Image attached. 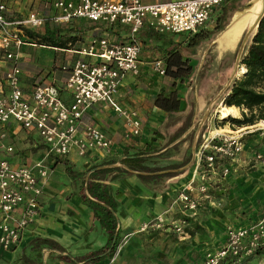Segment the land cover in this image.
<instances>
[{"label": "built area", "instance_id": "built-area-1", "mask_svg": "<svg viewBox=\"0 0 264 264\" xmlns=\"http://www.w3.org/2000/svg\"><path fill=\"white\" fill-rule=\"evenodd\" d=\"M224 1L55 0L53 7L58 13L44 16L30 10L22 17H16L6 3L0 2V53L7 65L4 83L0 84L2 250L14 248L24 229L39 214L40 196L50 170L47 157L65 156L71 151L79 156L94 151L102 155L110 153L112 139L84 119L89 108L99 104L109 108L122 120L126 140L142 136L144 122L139 110L124 106L118 94L121 81L128 74L139 73L141 43L136 37L139 30L148 25L156 33L194 34ZM74 19L127 26L129 40L114 42L105 36L90 39L78 51L88 57L95 56L96 62L76 60L62 84H56L53 79H39L26 94L20 82V49L25 44L37 42V38L28 32L42 28L46 23L60 25ZM152 68L159 75H165L160 58L153 61ZM62 92L71 97L70 102L64 100ZM261 107L264 112V103ZM11 121L24 130L37 132L45 148L41 159L28 164L11 161L15 149L5 143L6 132L2 130ZM230 125L232 128L228 130L215 128L195 147L191 165L185 168V180L177 188L173 204L141 222L139 232H172L184 240L190 237L188 218L195 216L206 203L219 204L216 196L220 195L226 178L237 169L245 136L258 133L264 140V117L247 125ZM252 161L255 165H264V151L254 152ZM174 205L178 206L181 218L169 216ZM260 254L264 255V214L247 224H227L225 241L207 252L201 264H241Z\"/></svg>", "mask_w": 264, "mask_h": 264}, {"label": "crops", "instance_id": "crops-1", "mask_svg": "<svg viewBox=\"0 0 264 264\" xmlns=\"http://www.w3.org/2000/svg\"><path fill=\"white\" fill-rule=\"evenodd\" d=\"M54 1L55 0H52L50 4V0H0V2L6 3V5L12 9V12L16 17L25 16L30 10L37 11L44 16H47L50 13L52 15L56 14L58 13V10L53 7ZM141 1L144 3H153L171 0ZM263 10L264 0H225L222 5L212 12L209 20L194 34L185 33L186 35L179 36V34L171 32L156 33L148 25L141 28L136 34L137 39L141 43L139 73L137 75L128 74L121 81L118 94L119 100L124 106L137 108L139 110L144 122L142 136L131 141L126 140L123 136L124 127L122 120L109 108L100 104L89 108L84 119L103 128L104 133L113 141V147L109 153L110 155L107 154L109 155V158H102L100 152L97 151L90 152L85 156H79L74 151H71L65 156L47 157L46 162L50 170L48 177H46L43 184V192L40 196L41 207L39 214L36 219L24 229L20 241L14 248L11 250H2L0 248V264H84L69 263L58 259L57 256L58 254L67 253L71 256H80L100 249L102 246L82 254H72L65 246L66 240L64 237V231L61 229L65 227V224L64 220L60 219L58 213L62 208L66 207V204L62 201V195H64L66 191L71 193L70 199L75 203L74 205L81 210L83 209L84 214L88 215L79 218L81 225L84 227L87 225L88 227H91V221L96 217L93 210L85 206L81 202V198L75 193L72 181L65 172L64 162L59 161L58 158L70 162L78 172L86 171L90 166L112 158L117 159V162L110 166H123L121 160L128 155L124 154V151L122 150L124 145L118 143L119 139L127 141L128 143H134L135 141L143 140L144 136L148 138L153 135V132L158 129L165 120L167 113L156 108L152 102V96L161 90L169 92L177 88L180 97V109L182 111L188 110L191 105H193L195 113L198 114L199 111L205 108L207 103V107L204 109L207 113L212 105L218 100H220V104H223L222 97L226 92V85L212 93L211 97L206 94L204 96H198L197 93L194 92V99H192L193 97L191 96L192 87L196 86V80L198 79L202 80V85H206L208 80L213 78L223 79L225 72L231 71L232 64H236L237 60L238 62L240 61L247 40L255 29L258 18ZM45 26L54 28V30L59 29L58 34L62 36L63 42L61 45H54L46 41L45 44L38 43L37 41L35 44H25L21 47L19 58V65L21 68L20 82L26 94L29 93L34 81L39 79L44 81L53 79L56 84H62L69 73V69L76 60L81 59L96 62L97 58L95 56L88 57L78 51L79 48L89 42L90 39L105 36L114 42H126L129 40L130 36L129 28L127 26L118 23L108 26L104 23L93 22L86 19H74L65 24H48ZM45 26L36 29L35 32L43 34ZM169 51H178L182 60H187L192 67L191 73L188 76L183 77L182 80L180 78L175 80V84L172 77L166 74L159 75L152 68L153 61L159 58L162 60L164 68H166L165 58ZM240 66L241 73L245 72V67L243 65ZM62 67H65L66 69H62ZM6 69L7 65L3 61V55L0 53V84L4 83V72ZM232 78L233 76L230 77L229 80ZM62 97L66 102L71 101V97L66 92H62ZM205 97H207V99ZM259 108L263 112L262 107L260 106ZM241 111L242 113L248 112L243 108H241ZM253 112H257V108H255ZM2 130L6 132L5 143L12 145L15 149L14 154L10 156V159L14 164H28L41 159L44 156V144L36 131L24 130L14 121L6 124ZM244 141L245 146L239 157L237 171H233L231 175L226 178V182L222 185L220 195L216 196L219 204L215 206H212V203L211 205H209V203L202 205L201 209L195 216L191 217V219L196 220V216L208 211L212 212L213 223L217 221L216 223L218 224L221 219L217 213H222V211H220L221 208L217 210L214 209L221 206V204L227 206L230 202L229 194L227 193L226 196V191L232 180L238 182L240 180L243 186L248 187V180L257 178L254 186L256 185L258 190H261L258 194V198L261 203H264V165H255L252 161V155L254 152L264 151V140L258 133H252L246 135ZM149 142L151 144L160 142L161 145L163 143L161 140L152 142L151 137ZM22 144L28 149V151L22 152L19 150ZM38 144L42 146V150L37 149ZM160 147L161 146L156 149H159ZM194 149L195 147L192 142L190 148V161L185 166L179 168L180 172L176 176L165 181L166 185L162 190H150L139 181L135 172L131 176L111 182L112 192L110 195L115 192L116 187H122L123 192L127 193L130 198L134 199L136 186L132 177L136 178L140 185L148 191V194H145L141 200L143 206L139 213H142L143 217L137 222V226H139L141 222L155 217L156 214H159L161 211L168 208L169 205L166 204V198L164 197L163 200H161L159 196L166 189L168 182H170V188H174V190H177V188L182 185L185 180V168L191 165ZM35 151V158L28 157V152ZM2 156L3 151L0 149V157ZM82 163L87 164V168L79 171ZM103 167L107 166L104 165ZM129 179H131L130 181H132L134 186L127 185ZM154 194H158V197H154ZM255 196L251 195L250 198L253 199ZM107 197H109V195ZM136 202L137 201H132V204H130L129 207L131 205H136ZM108 208L111 211L109 206ZM133 208L134 207H131V209ZM176 209H178V206L174 205L170 210L171 214L169 213V216H171ZM263 214L264 208L261 209L255 207L252 210L243 209L236 213L226 212L223 218L227 224H247L249 221L256 219ZM146 216L148 218H146ZM189 219L190 218H188V220ZM188 226H190V224H188ZM151 232L163 234L169 233L179 239L172 232ZM37 237L53 239L64 248V251L59 252L57 250H52L45 245L38 246L36 242L33 241ZM187 239H189V237L184 240ZM224 241L225 235L222 243ZM255 257L256 256L249 258L241 264H249L250 260ZM107 258L108 256L105 259ZM203 258L199 264L202 263ZM103 260L93 264H98Z\"/></svg>", "mask_w": 264, "mask_h": 264}, {"label": "rangeland", "instance_id": "rangeland-1", "mask_svg": "<svg viewBox=\"0 0 264 264\" xmlns=\"http://www.w3.org/2000/svg\"><path fill=\"white\" fill-rule=\"evenodd\" d=\"M51 2L52 0H50V4ZM47 16H52V14L50 13ZM184 35L186 34H179V36ZM37 41L38 43L45 44V41L43 40L39 39ZM239 64V62L238 64H232L231 71L225 72L223 79H210L206 85L201 84L202 80H196V86L192 87L191 96L193 98H190L194 99V92H196L198 96H204L206 94L211 97L212 93L218 91L224 85L228 86L230 83L229 81H231L229 80L230 77L241 76V66ZM205 98L207 99V97ZM206 107L207 103L205 105V108ZM223 107L226 106L220 104V100H218L212 105L211 109L207 113L204 110L205 108H203V110L196 114L198 117L194 119L193 123V126L195 127V137L193 140L194 147H197V145L202 142L208 133L213 131L215 128L228 130L231 127V121L229 120V122L223 124L226 120L221 115ZM237 109H239V114L237 117L234 116V118H242L243 113L241 108ZM256 113H258V111ZM98 127L103 130L100 126ZM150 137L146 138L144 136V139L146 138L145 141L144 139H141L139 141H135L134 143H128L127 141L119 139L118 143L124 145V148L122 149L124 154L132 155L144 148H158L161 146L160 142L151 144L149 142ZM197 138H201V140L198 141ZM37 149L42 150V146L38 144ZM19 150L22 152L28 151L23 144ZM34 153H36V151L30 153L28 152V157L35 158L36 155ZM109 155L101 154L100 156L102 158H109ZM86 168L87 164L82 163L79 171L85 170ZM132 178L136 186L134 199L130 198L127 193H124L122 187H116L115 192L107 197V203L112 212V220L109 222L110 225L103 223V221L98 218H94L91 221V227H88V225L84 227L81 225L79 218L86 217L88 215L84 214L83 209L81 210L74 205L75 203H73L70 199V192L66 191V193L62 195V201L66 204V207L62 208L58 215L60 216V219L64 220L65 227L61 229L64 231V237L66 240L65 246L72 254H82L95 250L103 246L108 241L112 244L114 241L118 240L117 249L114 254L98 264H199L207 252L222 244L223 237L225 235V227L227 225V222H225L223 218L226 212L236 213L237 211L243 209L252 210L255 207L261 209L264 208V203H261L258 198V194L261 190H258L256 185L254 186L257 178L248 180V187L243 186L240 180L239 182L232 180L226 191V196L227 193L229 194L230 202L227 206H223V204H221V206L214 209L217 210L221 208L220 211H222V213L218 212L217 214L221 221L224 222L220 221L217 224L216 221L213 223L212 212L208 211L196 216V220L190 218L188 220V224H190V226H188L190 237L187 240H179L169 233L163 234L151 231L139 232L137 222L141 219V217H143L142 213H139L141 212V208L143 206L141 200L145 194H148V191L140 185L136 178ZM130 180L131 179L127 181V185L134 186ZM169 183L170 182L167 183L166 189L159 196L161 200H163L164 197L166 198V204L169 205L168 207L173 204L176 193L174 188H170ZM251 195H254L255 197L251 199ZM154 197H158V194H154ZM131 200L137 202L136 205H131L129 207V205L132 204ZM131 207L134 208L131 209ZM163 211H161V213ZM157 215L158 214H156V216ZM171 216L174 218L182 217L178 209H176ZM146 218L148 217L146 216ZM262 260H264V255L260 254L250 260L249 264H264V261Z\"/></svg>", "mask_w": 264, "mask_h": 264}, {"label": "trees", "instance_id": "trees-1", "mask_svg": "<svg viewBox=\"0 0 264 264\" xmlns=\"http://www.w3.org/2000/svg\"><path fill=\"white\" fill-rule=\"evenodd\" d=\"M45 25H48L46 23ZM37 40H43L54 45H61L63 40L59 29L45 26L43 34L28 32ZM240 65L245 67V72L239 77H233L222 97V103L226 107H240L246 109L242 118L228 116L226 122L241 126L253 123L256 119L264 117L260 106L264 103V11L260 16L255 29L250 34L244 50L241 54ZM165 74L175 80L188 76L192 67L187 60H182L178 51L167 52L165 58ZM152 102L158 109L167 113L165 120L153 132L151 141L161 140L163 143L159 149L154 147L144 148L135 154L128 155L121 160L123 166H110L117 162L112 158L90 166L86 171L78 172L67 160L58 158L64 162L65 172L70 177L75 193L81 198V202L91 208L96 218L110 225L112 212L108 208L107 196L112 192L111 182L122 179L136 173L139 181L152 191H159L165 187V181L176 176L179 168L185 166L191 158L190 148L195 137L193 126L196 115L193 105L186 110L180 109V97L178 90L166 92L161 90L152 96ZM234 105V106H233ZM257 108L258 113L253 112ZM229 120V121H228ZM198 141L201 138H197ZM59 157V156H57ZM106 165L107 167H103ZM36 244L45 245L52 250L63 252L64 248L49 238L37 237L33 240ZM118 240L112 244L108 241L100 249L80 256L70 254H58V259L69 263L93 264L112 256L117 249Z\"/></svg>", "mask_w": 264, "mask_h": 264}, {"label": "bare ground", "instance_id": "bare-ground-1", "mask_svg": "<svg viewBox=\"0 0 264 264\" xmlns=\"http://www.w3.org/2000/svg\"><path fill=\"white\" fill-rule=\"evenodd\" d=\"M239 110V109H238ZM236 107H223V109L221 110V115L223 118H226L229 115H232L233 117H237L239 112H238Z\"/></svg>", "mask_w": 264, "mask_h": 264}, {"label": "water", "instance_id": "water-1", "mask_svg": "<svg viewBox=\"0 0 264 264\" xmlns=\"http://www.w3.org/2000/svg\"><path fill=\"white\" fill-rule=\"evenodd\" d=\"M263 11H264V10H263ZM262 13H263V12H262ZM261 15H262V14H261ZM261 15H260V16H261ZM260 16H259V18H260ZM259 18H258V20H259ZM257 22H258V21H257ZM236 64H238V60H237V63H236Z\"/></svg>", "mask_w": 264, "mask_h": 264}]
</instances>
